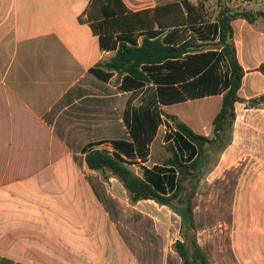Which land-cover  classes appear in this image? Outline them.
I'll return each mask as SVG.
<instances>
[{"label": "crops", "instance_id": "0c3cea01", "mask_svg": "<svg viewBox=\"0 0 264 264\" xmlns=\"http://www.w3.org/2000/svg\"><path fill=\"white\" fill-rule=\"evenodd\" d=\"M124 1L134 12L161 4ZM105 2L0 0V264H67L72 248L69 235H76L74 225L80 213L72 209L85 208L87 203L97 207L100 217L116 232L113 236L120 247L113 255L126 258L115 264H183L174 248L178 235H125L122 227L119 230L114 211L135 205L117 179L104 181L86 164L85 153L91 147L112 151L114 141L133 142L126 111L129 105L140 107L148 90L121 89L124 77L117 73L108 81L91 73L100 62L116 55V50L102 47L91 27L101 20ZM233 27L246 73L241 96L257 98L244 91L251 73H257L264 83V59L255 60L251 53L242 55L238 49L240 44L245 46L246 32H253L255 26L239 19ZM251 45L264 50L262 40ZM257 86L258 82H252V87ZM216 97L223 99L222 95L206 98ZM177 105L161 109L167 112ZM240 105L236 112L241 123L246 117ZM150 162L142 165L150 167ZM143 202L154 201L138 204ZM55 214L61 215L58 247L48 231L44 235L31 232L33 223L48 222Z\"/></svg>", "mask_w": 264, "mask_h": 264}, {"label": "trees", "instance_id": "16d2710c", "mask_svg": "<svg viewBox=\"0 0 264 264\" xmlns=\"http://www.w3.org/2000/svg\"><path fill=\"white\" fill-rule=\"evenodd\" d=\"M207 1L195 5L190 0H171L134 12L124 0H106L101 20L91 24L102 47L116 50L114 57L100 62L91 73L103 81L117 73L124 77L121 89L148 90L140 107L129 105L126 111L133 142L114 141L112 151L91 147L85 153L86 164L104 181L117 179L132 205L154 201L180 216L186 233L174 248L183 264H209L192 235L194 200L205 176L208 151L221 152L232 143L237 104L264 106V95L241 96L246 73L233 27L239 19L255 24L264 12L234 10L226 0H218L220 10L212 18L205 12ZM218 95L223 99L213 119V137L195 132L178 116L161 109ZM162 123L167 127L165 142L156 144ZM149 159L153 166L142 165Z\"/></svg>", "mask_w": 264, "mask_h": 264}, {"label": "rangeland", "instance_id": "374dc122", "mask_svg": "<svg viewBox=\"0 0 264 264\" xmlns=\"http://www.w3.org/2000/svg\"><path fill=\"white\" fill-rule=\"evenodd\" d=\"M156 1L166 3L171 0ZM190 1L195 5L203 3V0ZM225 2L234 10L264 12V0ZM204 7L212 18L220 10L218 0L204 2ZM254 26L253 32H246L245 46L240 44L238 49L242 55L251 53L255 60H263L264 50H254L251 43L264 41V18L258 19ZM261 81L257 73H251L244 94L250 98L264 95V83ZM252 82H258V86L252 87ZM217 98L179 104L167 112L179 115V119L202 135L213 137L212 120L222 104ZM139 103L140 99L136 104ZM240 106L245 112V122H238L237 117L232 143L226 150L208 151L205 176L194 200L195 228L192 235L196 236L209 264H264V106L261 107L263 110L243 104ZM160 127L156 144L165 142L166 124L162 123ZM158 151L155 150L156 153ZM152 164L151 159L149 165ZM133 169L141 174L139 167ZM70 193L77 196L73 191ZM79 198L82 202V195ZM59 210L55 209L56 212ZM72 210L80 213L75 225L71 224L76 229V235H69L72 248L67 264H115L126 258L120 253L113 255L112 251L120 247L113 236L116 232L104 216L100 217L97 207L87 203L85 208ZM114 212L113 219L118 222L119 230L122 227L125 235H178V240H184L186 229L182 226L181 218L169 208H162L154 202H143L134 208L121 206ZM33 224V234L44 235L48 231L54 235V246L60 245L61 215L55 214L52 219L49 216L48 222Z\"/></svg>", "mask_w": 264, "mask_h": 264}]
</instances>
